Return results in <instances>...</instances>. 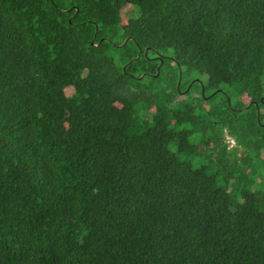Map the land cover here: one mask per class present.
I'll return each instance as SVG.
<instances>
[{
    "label": "trees",
    "instance_id": "16d2710c",
    "mask_svg": "<svg viewBox=\"0 0 264 264\" xmlns=\"http://www.w3.org/2000/svg\"><path fill=\"white\" fill-rule=\"evenodd\" d=\"M263 176L264 0H0V264H264Z\"/></svg>",
    "mask_w": 264,
    "mask_h": 264
},
{
    "label": "rangeland",
    "instance_id": "374dc122",
    "mask_svg": "<svg viewBox=\"0 0 264 264\" xmlns=\"http://www.w3.org/2000/svg\"><path fill=\"white\" fill-rule=\"evenodd\" d=\"M125 10H126V8H125ZM195 79H197L196 77H195ZM222 91L223 89H219L218 91ZM216 91V90H215ZM214 92V91H213ZM225 141L227 142L228 141V143L230 144V145H232V143H233V141L231 140V138L229 137V136H226V138H225ZM238 154L239 155H243L244 154V151L243 150H239V152H238ZM201 156V161L200 162H196V164H199V163H202V162H205L206 161V157L207 156H203V155H200ZM264 177V176H263Z\"/></svg>",
    "mask_w": 264,
    "mask_h": 264
},
{
    "label": "water",
    "instance_id": "95a60500",
    "mask_svg": "<svg viewBox=\"0 0 264 264\" xmlns=\"http://www.w3.org/2000/svg\"><path fill=\"white\" fill-rule=\"evenodd\" d=\"M128 38H126L125 40H124V42H126V40H127ZM158 74V69H157V72H156V75ZM179 79H180V72H179ZM215 92V91H214ZM213 92V93H214ZM202 94H203V88H202ZM251 103L249 102L248 104H247V106L246 107H248L249 105H250Z\"/></svg>",
    "mask_w": 264,
    "mask_h": 264
},
{
    "label": "built area",
    "instance_id": "2783aa9c",
    "mask_svg": "<svg viewBox=\"0 0 264 264\" xmlns=\"http://www.w3.org/2000/svg\"><path fill=\"white\" fill-rule=\"evenodd\" d=\"M233 141V140H232Z\"/></svg>",
    "mask_w": 264,
    "mask_h": 264
}]
</instances>
